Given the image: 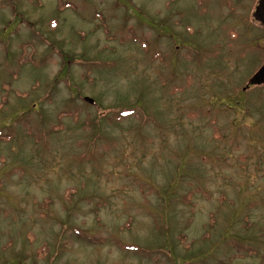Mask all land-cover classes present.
Returning <instances> with one entry per match:
<instances>
[{
    "label": "rangeland",
    "instance_id": "rangeland-1",
    "mask_svg": "<svg viewBox=\"0 0 264 264\" xmlns=\"http://www.w3.org/2000/svg\"><path fill=\"white\" fill-rule=\"evenodd\" d=\"M256 5L0 0V264H264Z\"/></svg>",
    "mask_w": 264,
    "mask_h": 264
},
{
    "label": "water",
    "instance_id": "water-1",
    "mask_svg": "<svg viewBox=\"0 0 264 264\" xmlns=\"http://www.w3.org/2000/svg\"><path fill=\"white\" fill-rule=\"evenodd\" d=\"M252 17L264 30V0H258L257 5L252 12ZM264 54V53H263ZM264 84V58L261 67L248 80V86H262ZM247 86V87H248ZM84 101L90 105H94V101L89 98H84Z\"/></svg>",
    "mask_w": 264,
    "mask_h": 264
},
{
    "label": "trees",
    "instance_id": "trees-1",
    "mask_svg": "<svg viewBox=\"0 0 264 264\" xmlns=\"http://www.w3.org/2000/svg\"><path fill=\"white\" fill-rule=\"evenodd\" d=\"M254 21V20H253ZM255 23V21H254ZM258 24V23H256ZM137 110L134 108V107H131L129 109L125 108L123 110H119L117 112H114V116L112 117V121L115 123V122H120L122 120H126L128 118H138L140 115L138 114V112H136ZM3 140H6L4 136L1 135L0 133V142L3 141ZM69 197V196H67ZM79 237H82V239L84 241H86L87 243L89 244H95V243H99L101 240L98 239V238H95V237H90L88 235H80L79 233H76ZM46 250L47 249V246H43L41 248H39L38 250H36L38 256H43L46 254Z\"/></svg>",
    "mask_w": 264,
    "mask_h": 264
},
{
    "label": "flooded vegetation",
    "instance_id": "flooded-vegetation-1",
    "mask_svg": "<svg viewBox=\"0 0 264 264\" xmlns=\"http://www.w3.org/2000/svg\"><path fill=\"white\" fill-rule=\"evenodd\" d=\"M251 88V87H250Z\"/></svg>",
    "mask_w": 264,
    "mask_h": 264
}]
</instances>
